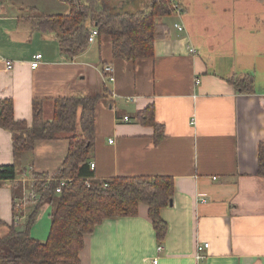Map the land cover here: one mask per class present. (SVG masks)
<instances>
[{
  "label": "crops",
  "instance_id": "crops-1",
  "mask_svg": "<svg viewBox=\"0 0 264 264\" xmlns=\"http://www.w3.org/2000/svg\"><path fill=\"white\" fill-rule=\"evenodd\" d=\"M148 1L114 4L135 10ZM197 1L200 9L177 0L183 11L161 20L168 25L167 36L155 41L152 56L136 60L115 58L107 35L66 60L55 34L32 29L18 7L0 2V99H13L16 119L32 123L34 99L43 100L44 116L52 119L55 98L101 94L89 157L96 164L94 179L144 175L174 180L172 204L160 211L168 224L163 242L142 203L137 215L106 219L86 237L82 264H264V176L259 174L264 36L247 29L234 13L228 15V0ZM31 7L40 14L36 5ZM38 53L43 58L33 67ZM108 65L114 80L104 71ZM247 74L254 76L251 91L235 84ZM149 105L166 128L158 145L154 126L137 119ZM12 138L0 127V165L18 169L14 180L0 181V218L8 225L14 221V189L28 188L34 173H55L69 149L62 134L38 141L33 152H14ZM20 206L21 224L35 203ZM45 208L31 230L40 241L51 229L52 207ZM7 224L0 235L8 232ZM204 242L209 248L200 261L197 245Z\"/></svg>",
  "mask_w": 264,
  "mask_h": 264
},
{
  "label": "trees",
  "instance_id": "trees-1",
  "mask_svg": "<svg viewBox=\"0 0 264 264\" xmlns=\"http://www.w3.org/2000/svg\"><path fill=\"white\" fill-rule=\"evenodd\" d=\"M64 1L69 4L68 13L39 14L31 7L24 18L32 29L55 34L60 54L66 60H74L87 51L90 27H96L99 36L111 38L115 58L150 57L155 41L168 33L167 23L161 20L175 14L169 0H150L137 11L118 8L110 0ZM235 84L241 90L251 91L254 76L247 74L235 80ZM102 97L78 94L55 98L52 119L44 116L43 100L34 99L31 124L16 119L12 98L0 99V127L12 132L14 152H33L38 141L55 139L61 134L69 140L67 155L55 173H34L28 188L18 185L14 189V221L8 225L0 218V228L8 225V232L0 235V264H82L80 251L86 237L106 219L137 215L142 203L148 205L158 240L164 241L168 224L160 211L172 203V177L94 179L89 157L96 142V110ZM137 119L154 126V143L160 144L166 128L156 121L154 106L139 112ZM259 174L264 176V144L260 145ZM17 175L15 164L0 165V181L14 180ZM25 198L35 206L20 224L22 210L18 202L21 205ZM45 205L52 207L51 229L48 239L40 241L32 237L31 229Z\"/></svg>",
  "mask_w": 264,
  "mask_h": 264
},
{
  "label": "rangeland",
  "instance_id": "rangeland-1",
  "mask_svg": "<svg viewBox=\"0 0 264 264\" xmlns=\"http://www.w3.org/2000/svg\"><path fill=\"white\" fill-rule=\"evenodd\" d=\"M183 1L187 6H190V4L195 3L197 9L201 8L200 6L201 3L198 2L197 0H183ZM228 1H229V5H227L229 7L227 9V14L229 13L228 15H233L234 13V15H236L237 18H241V20H243L242 24H245L247 26V29L256 31V33L258 34L257 36H264V0H231V2L230 0ZM0 2H3L4 4L10 6L11 9H13V7L14 8L18 7V11L23 15H26L28 12H30V5H36L40 13L65 14L68 13L69 11L68 9L69 4L64 0H0ZM110 2L115 3V0H110ZM218 7L221 8L222 5H219ZM139 9H141V7H137V9L133 11H137ZM182 11L183 10H181V12ZM198 11L199 10H197L196 12L199 14L200 11L199 12ZM186 14H187L186 12H183L184 17L186 16ZM24 200H25L24 202H29L27 201V198H25ZM18 206L21 209L24 208V206H20L19 202H18ZM46 212L47 209L45 208V206L42 207L33 227H35L38 224V221L40 222V216L45 215ZM46 217L49 218V212L47 213Z\"/></svg>",
  "mask_w": 264,
  "mask_h": 264
},
{
  "label": "built area",
  "instance_id": "built-area-1",
  "mask_svg": "<svg viewBox=\"0 0 264 264\" xmlns=\"http://www.w3.org/2000/svg\"><path fill=\"white\" fill-rule=\"evenodd\" d=\"M171 2V4L173 5V7L175 8V11L177 13H181V6L180 4L177 2V0H169ZM1 10V8H0ZM175 27H177L179 30H183L184 29V26L183 24L181 23H175ZM99 36V31L96 27H92L90 28V34H89V42L90 43H93L96 41V39L98 38ZM191 51L195 53V49L194 48H191ZM43 58V54L42 53H38L34 56V60L32 61V66L33 67H36L38 66L40 60ZM13 67V64L9 63L8 64V68H12ZM104 71L106 74H108V77L110 80H114V75H113V71H114V68L113 66L111 65H108L104 68ZM200 83V79H197L196 80V84H199ZM125 120H129V117L128 116H125L124 117ZM192 124H195V119L193 118L192 120ZM90 167L92 170L95 169L96 167V164L94 161H91L90 162ZM63 184L66 183L65 180L62 181ZM105 185H107V183H105ZM32 195V194H30ZM33 196V195H32ZM36 196L34 195L33 198H35ZM20 220V219H18ZM209 248V243L208 242H204V243H198L197 245V259L200 260V261H204V259L206 258V255H205V250ZM163 249V246L162 245H159L158 246V251H161ZM157 260H155L156 262Z\"/></svg>",
  "mask_w": 264,
  "mask_h": 264
},
{
  "label": "water",
  "instance_id": "water-1",
  "mask_svg": "<svg viewBox=\"0 0 264 264\" xmlns=\"http://www.w3.org/2000/svg\"><path fill=\"white\" fill-rule=\"evenodd\" d=\"M172 204V203H171Z\"/></svg>",
  "mask_w": 264,
  "mask_h": 264
}]
</instances>
